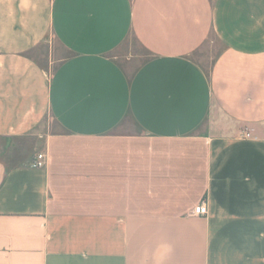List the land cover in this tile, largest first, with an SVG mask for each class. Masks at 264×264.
Returning a JSON list of instances; mask_svg holds the SVG:
<instances>
[{"label": "crops", "instance_id": "1", "mask_svg": "<svg viewBox=\"0 0 264 264\" xmlns=\"http://www.w3.org/2000/svg\"><path fill=\"white\" fill-rule=\"evenodd\" d=\"M0 264H264V0H0Z\"/></svg>", "mask_w": 264, "mask_h": 264}, {"label": "rangeland", "instance_id": "2", "mask_svg": "<svg viewBox=\"0 0 264 264\" xmlns=\"http://www.w3.org/2000/svg\"><path fill=\"white\" fill-rule=\"evenodd\" d=\"M49 49V56L47 55V50ZM223 45L215 34H212L210 39L202 46L192 57L197 63L208 72L214 62L215 58L222 51ZM117 61L126 69L128 72L134 70V60L139 63L149 59V55L145 53L134 38H129L126 43L116 51L115 53ZM42 61L44 59V66L49 67V72L52 75L61 59L69 56L68 53L64 52L60 47H58L54 36L50 35L46 39L44 46L41 47L40 51L36 55ZM46 60V61H45ZM131 60V61H130ZM58 131V126L52 117H48L44 121L41 130ZM42 140L38 141L39 145ZM39 147V146H38Z\"/></svg>", "mask_w": 264, "mask_h": 264}, {"label": "built area", "instance_id": "3", "mask_svg": "<svg viewBox=\"0 0 264 264\" xmlns=\"http://www.w3.org/2000/svg\"><path fill=\"white\" fill-rule=\"evenodd\" d=\"M47 156L44 153H40L36 156L34 162L31 167L34 169H42L46 166ZM209 213L208 205L203 202L200 205L196 206L192 211L194 216H207Z\"/></svg>", "mask_w": 264, "mask_h": 264}]
</instances>
